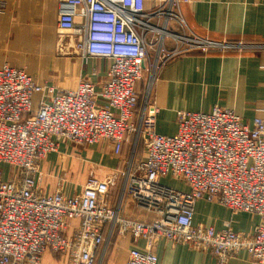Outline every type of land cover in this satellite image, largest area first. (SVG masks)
Segmentation results:
<instances>
[{"label": "built area", "instance_id": "obj_1", "mask_svg": "<svg viewBox=\"0 0 264 264\" xmlns=\"http://www.w3.org/2000/svg\"><path fill=\"white\" fill-rule=\"evenodd\" d=\"M189 1L161 0L156 12L147 13L145 0H59L60 33L74 37L82 57L111 62L100 91L88 81L62 91L37 83L26 70L0 68V264H44L46 254L65 257V264H102L116 234L145 242L143 250H129L125 264H161L154 252L161 239L208 250L217 264L240 251L264 264L263 224L245 235L229 225L218 231L194 223L200 200L264 220V119L256 117L250 126L218 106L210 113L178 111L177 132L165 136L156 132L157 105L148 100L139 110L138 85L151 51L166 48L167 36L188 52L225 47L169 31L173 17L160 24L167 4ZM161 51L157 64L167 60ZM102 141L117 155L132 143L122 170L103 179L91 173L75 196L62 187L42 189L40 167L61 145ZM138 145L143 157L134 161ZM169 177L187 190L161 182ZM131 212L153 220L133 219ZM100 248L105 251L98 262Z\"/></svg>", "mask_w": 264, "mask_h": 264}, {"label": "crops", "instance_id": "obj_2", "mask_svg": "<svg viewBox=\"0 0 264 264\" xmlns=\"http://www.w3.org/2000/svg\"><path fill=\"white\" fill-rule=\"evenodd\" d=\"M1 1L0 68L8 65L26 70L37 83L62 91L75 90L84 81L93 83L98 91L102 89L111 62L84 58L75 49L74 37L65 41L66 35L61 36L58 29L59 0ZM160 1L145 0L146 12H156ZM162 10L161 25L169 16L173 17L170 22L183 25L190 37L203 44L225 47L176 55L162 67L152 84L151 102L159 109L156 132L174 135L178 130V111L210 113L216 106L234 111L250 126L256 117L264 119V0H190L171 7L167 4ZM169 30L179 34L173 25ZM60 45L69 53L58 54ZM39 101L36 96L34 109ZM140 103L139 100V110L143 106ZM126 149L131 159L132 143H126L118 156L113 154L108 141L92 146L61 145L42 163L40 186L46 193L62 187L67 196H75L91 173L103 179L123 168L129 162ZM166 179L161 181L165 185ZM116 197H111V206L115 205ZM147 217L136 213L133 219L147 220ZM194 223L218 231L229 225L234 232L249 235L256 226L264 225V220L250 213L234 214L223 206L200 200L195 207ZM113 241V248L106 249L105 264H125L130 249L145 247L144 241L135 242L130 236L115 237ZM104 251L103 248L97 251L98 262ZM154 252L161 264H217L208 250L165 239L158 241ZM227 264L256 263L248 252L240 251Z\"/></svg>", "mask_w": 264, "mask_h": 264}, {"label": "rangeland", "instance_id": "obj_3", "mask_svg": "<svg viewBox=\"0 0 264 264\" xmlns=\"http://www.w3.org/2000/svg\"><path fill=\"white\" fill-rule=\"evenodd\" d=\"M171 25H173L174 28H177V30L179 32V35H183L186 38L190 37L188 35L187 31H185L183 29V25L176 26V24L174 22H170V23H168V28L169 29H170ZM60 35L62 36L61 33H60ZM59 39H60V42L62 43V37H60ZM66 40L70 41L71 40V36L67 34L66 37H65V41ZM165 45H166V48L162 47V49H161L162 51L161 50L158 51V49H155V51L154 50L151 51V55H150V61L151 62L148 65V69L144 72L143 79L140 82L141 83V85H140L141 86V91H140V98H139V100L141 101L140 104L145 103V101H148V100L152 101V96L151 95H152V86H153L152 84H153V81L155 80V76H157V74L160 72L162 67L164 65H166L169 62V60L172 58L170 56L171 52H175L177 49H178L179 52L176 53V55H185L188 52V51H186L187 47H186L185 44L183 45V43L180 42L178 39H174V38H172L170 36H167V39L165 41ZM62 46H64V45H60V47L58 49V54L69 53V51L63 49ZM160 51L163 54L162 58L164 59L165 57H167V60H166V62H164V60H163L162 63L159 62V64H157L154 61L156 59V56H157V58L159 57ZM195 51H201V50H195ZM192 52H194V51H190L189 53H192ZM202 52H204V51H202ZM125 153L127 155V160H130L129 159V153H130L129 149H126ZM113 154L115 156H118L115 153H113ZM142 157H143V148H142V145H138L137 156L134 157V161H139ZM122 169L123 168H121L120 170H122ZM4 170L7 173L8 172V167H5ZM122 179L123 178H120V180L117 183V186L115 188H113L111 197L115 198L121 192ZM165 183L168 186H172V187L178 188V189L186 188L185 184H183V183H181L179 181L173 180L170 177L166 179ZM79 189H78V191H79ZM44 190H46V189L44 188ZM130 214L132 215V217H134V215H136V213H134V212L133 213L131 212ZM150 218L153 220V216L147 217V220H149ZM115 237H116V239L119 238V237L121 239H123V237H121L119 235L117 236V234H116ZM114 241L111 242V244L109 245L108 250H111V248H113ZM106 259L104 260L103 264L106 263ZM43 262H44V264H65V257H63V256L62 257L61 256H57L56 257L55 256L53 258V256H50L49 254H46L45 257H44V261Z\"/></svg>", "mask_w": 264, "mask_h": 264}, {"label": "bare ground", "instance_id": "obj_4", "mask_svg": "<svg viewBox=\"0 0 264 264\" xmlns=\"http://www.w3.org/2000/svg\"><path fill=\"white\" fill-rule=\"evenodd\" d=\"M121 155V154H120Z\"/></svg>", "mask_w": 264, "mask_h": 264}]
</instances>
